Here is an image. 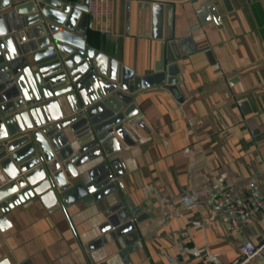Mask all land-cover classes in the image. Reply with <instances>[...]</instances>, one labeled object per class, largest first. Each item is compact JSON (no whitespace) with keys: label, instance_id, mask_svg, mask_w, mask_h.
Segmentation results:
<instances>
[{"label":"crops","instance_id":"crops-1","mask_svg":"<svg viewBox=\"0 0 264 264\" xmlns=\"http://www.w3.org/2000/svg\"><path fill=\"white\" fill-rule=\"evenodd\" d=\"M142 1L164 4L180 99L142 89L130 118L98 102L54 129L66 156L78 137L97 139L103 155L82 156L74 179L97 188L55 210L33 198L9 211L0 227L9 264H227L245 240H264V214L245 212L232 230L233 215L213 202L225 192L240 205L264 198V0H114L109 32L90 18L88 43L140 75L155 71L165 42ZM2 95L15 94L9 85Z\"/></svg>","mask_w":264,"mask_h":264},{"label":"water","instance_id":"water-1","mask_svg":"<svg viewBox=\"0 0 264 264\" xmlns=\"http://www.w3.org/2000/svg\"><path fill=\"white\" fill-rule=\"evenodd\" d=\"M140 6L152 10V37L165 39L155 71L145 75L88 43L89 0H0V77L10 83L0 81V227L9 211L33 198L50 210L92 198L97 186L74 179L82 156L103 155L97 139L78 137V150L72 146L66 156L52 133L84 117L82 106L102 102L130 118L138 113L139 90L163 86L180 99L175 42L163 34L164 4ZM9 85L10 100L2 95Z\"/></svg>","mask_w":264,"mask_h":264},{"label":"built area","instance_id":"built-area-1","mask_svg":"<svg viewBox=\"0 0 264 264\" xmlns=\"http://www.w3.org/2000/svg\"><path fill=\"white\" fill-rule=\"evenodd\" d=\"M114 13V0H89V16L92 20L99 22L97 28L102 33H108L106 21ZM214 204L219 208L227 209L232 215V230L239 228V215L256 211L264 214V198L255 196L252 203L245 205L237 204L230 192L216 195ZM264 256V240L255 242L252 239L245 240L239 247V255L232 262L227 264H249L252 260Z\"/></svg>","mask_w":264,"mask_h":264}]
</instances>
